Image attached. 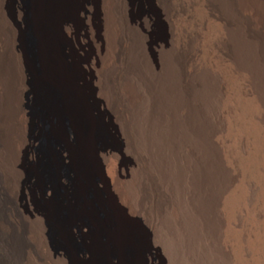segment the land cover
<instances>
[{"label": "bare ground", "instance_id": "6f19581e", "mask_svg": "<svg viewBox=\"0 0 264 264\" xmlns=\"http://www.w3.org/2000/svg\"><path fill=\"white\" fill-rule=\"evenodd\" d=\"M11 1L12 12L9 13L6 10L7 0H0V264H73L70 258L71 251L69 252L67 246L52 245L49 241L48 236L52 230L56 231L61 239L74 238L82 242L83 248L73 254L75 264H148V259L157 264L159 254L155 248L157 246L152 243L154 238L139 218L142 216L145 224L156 232L157 224L160 223L159 204L158 201L154 202L145 190L151 188H147L151 182L149 173L144 172L143 168L139 169L138 177H132V181H129L126 187H123V182L120 185L119 179L127 178L129 172L128 167L120 170L115 160L118 159V155L123 156L125 152L127 144L125 142L128 139L126 124L123 125V120L118 117L119 112L115 117L107 111V106H113L111 98H107V102L102 100L105 82L103 75L106 71H110L115 84L119 87V95L129 101L135 113L131 114L130 118H134L138 123L137 126L141 127L142 134L148 131L147 126L154 118L151 108L153 101L146 103V99H152V94L149 93L150 86L147 83L149 79L146 80L144 71H140L137 63L133 64L130 55L136 47L133 39L136 36L133 35L134 31L146 32L145 30L150 27V21L155 19L157 14L144 11L145 13L137 18H131L128 16L129 11L137 6L133 0ZM26 1L30 3L29 9L25 7ZM143 1L150 6L153 0ZM216 1L154 0V3L162 9V16L169 23L170 28L169 33L160 38L155 46L161 54L163 52L167 54L166 56L171 55L172 70L177 72V77L182 83L181 89L192 101L193 108L189 114L191 113L192 119L196 116L201 124L200 140L201 143L206 144L208 153L215 157V154H219L223 143L232 145L236 152L238 150L247 157L245 170L254 168L264 176V0H226L230 10L227 15L220 11L222 8L218 9ZM93 13L98 17L97 27L91 24ZM75 21L82 24L80 30L77 29L82 30V33L75 31ZM22 22L28 26L33 41L37 65L35 75L39 82L37 91L33 90L31 83L28 82L30 67L21 37ZM87 31L91 33L90 36L96 45V51L92 53L93 56L87 65L90 69H96V76L92 72L88 74L90 79L86 78V73L73 60L72 47L67 40L68 36H72L75 40L87 39ZM137 60H140V57ZM149 62V71H146L155 73L158 70L157 64L153 58ZM140 66L144 67L143 64ZM166 72L168 71L162 64L159 67L160 78L164 79ZM148 73L146 72V75ZM30 96H34L38 101L40 110L38 119L27 111L29 108L27 109L26 101L30 100ZM33 119L39 121L48 133L49 144L44 155H40L35 147L38 132L30 131L29 128ZM117 122L121 123L122 129ZM168 123L170 124V121ZM157 130L158 128H155V131ZM104 135L110 137L111 144L103 141ZM221 135L222 138L225 135L223 142L220 139ZM166 136L165 138L168 139ZM189 140L191 141L190 138ZM150 146L146 142L143 149L148 150ZM22 154L28 161H35V166H42L53 174V182L48 186H42L39 190L43 198L49 199L47 193L56 196L50 210L31 211L22 202L23 192L29 189L27 174L21 166ZM198 155L200 156L199 153ZM188 163L192 164L191 161ZM134 168L135 164L130 168L132 174L135 172ZM38 172L39 169L37 171L35 169L36 176ZM164 172L166 173L165 170ZM223 172L225 179L221 183L237 194L232 198L236 201L235 205H238L236 209L238 213L249 209V207L246 209V205V210H243L244 207L240 208L241 205L244 206L249 201L253 203L255 200L253 231L250 234L242 233L240 237L247 241L248 246L246 245L245 248L247 258L237 261L240 264H264V190L260 192L261 188L254 185L251 194V191H248L254 184L250 183L251 180L242 184L237 181V175L228 167H225ZM200 174L197 176L199 177ZM254 182L257 181L254 179ZM234 183L239 184L232 188ZM201 186L199 189L202 188ZM186 192L188 193V190ZM154 194L153 191V196ZM196 195L197 193L194 198ZM13 196L18 203L13 201ZM145 201H151L153 205L149 206L156 210L158 215H152V209L148 212ZM178 223L179 220L177 225ZM85 231L88 233L86 234Z\"/></svg>", "mask_w": 264, "mask_h": 264}, {"label": "rangeland", "instance_id": "374dc122", "mask_svg": "<svg viewBox=\"0 0 264 264\" xmlns=\"http://www.w3.org/2000/svg\"><path fill=\"white\" fill-rule=\"evenodd\" d=\"M133 1L135 3H137L136 4L137 6L133 10L129 11L128 16H130L131 18H137L144 11L145 12H149L150 11V12H154V13L157 14V17L155 19L152 18L153 20L150 21V27H148L145 30L146 32L134 31L133 35L134 36L136 35V36L133 39H134V42H135L134 45L136 47H134V50H133V52H131L132 54L130 55L131 58H132V61H134L133 64L137 63L138 64V67L140 68V71L141 72H143V71L145 72V73L143 72V74H145L146 80L149 79L147 81V83L150 86L149 93H150V95L152 94V97L150 96L152 99H150V100L149 99H146V103L148 104L149 102L151 103L153 101L152 102V105H151V108H152V113L154 115L153 116L154 117L153 118L154 120L151 119V123H149L148 126H147L148 131L145 132V130H144V132H145L144 134L145 135L142 134L143 132H142L141 127L140 126H137L138 123H136L134 121V118L133 119H132V117L130 118V115L131 114L134 115L135 113L133 112V109H131V106H130L129 101L126 98L124 99V97H122L121 95H119L120 94V93H118V92H120V90H118L119 87H118L117 84H115L116 82H114L115 80H114V77L112 76L111 72L110 71H108V72L106 71L104 73V75H103V81H105V82L103 84H104V88L105 89L103 88V90H104L103 91L104 97L103 98L101 97V98H102V100L104 102H107V100H106L107 98H109V99L111 98L112 101L111 100L110 101L112 102V105L113 106L112 107L107 106V111L109 113L113 114L115 117L118 115V117L121 120H123L122 123H123V125L126 124L125 125V129H126V132L128 134L127 135V138L128 139H126L127 142H125L127 144L125 146L124 155L123 156H119L118 155V159H115V160H117L116 161V164H119L117 166L120 168V170H123V168L124 169H127V167H128L127 170L129 171L128 172V175H127V178L126 177L125 178H121L122 180L119 179L120 180L119 181L120 182V185L123 182L122 183L123 184V187H126L127 183L129 181L130 182L132 181L131 180L132 177H135V176L138 177V175H140V170H142V168L144 169V172L146 171L147 173H149V179H150L151 182H150V185L148 184L149 186L147 185V188L148 187H151V188L145 189V190L151 195L150 197L152 199H154V202H157L158 201L157 203L159 204V206H158V208H159V212H158L159 215L157 214L156 210H153L151 208V206H149V205L152 204L151 201L150 202L149 201L148 202L145 201V202H146V207L148 209V212L151 211V209H152V211H153V212H151L152 215L157 214L159 216V219H160L159 222L160 223L157 224L156 232L154 230H152V228L148 224L147 225L145 224L146 222L143 220L144 218L142 216L139 217V218L142 220L144 226L149 231H151L152 237L154 238L152 240V243H153L154 246H157L155 248L158 250V253L157 254H159L158 255V259L159 260H158V263L157 264H162V263L163 264H240V263H238L239 259L242 260V259H244L247 256V254H246L247 251L245 250L246 245H247V241L244 240V239H241L240 237H241V234L242 233H244V234H250L251 231H253V228H254V216H253L254 215V205L253 204H254V201L255 200L253 201V203H250V201H249L244 206L241 205L242 207L240 206V208H243L244 207L243 210L245 209V206L246 205H247L246 206V209L248 207H249V209H247V211H241V212L238 213V211L236 210V209H238V205L237 204L235 205L236 201H233L234 200L233 198H235L237 194H235L234 190H232L230 188L224 187L222 185V183H221L222 180L225 179V177L223 175V173H224L223 170H224L225 167H228V169L230 171H232L233 173H235V175H237V179H238L237 181L242 182V184H243L244 181L247 182L248 180L249 181L251 180L250 183L251 184L254 183L248 189V191H251V194L254 191V185L257 188H261V189H259L260 192H262L264 190V176L261 175V173H259L254 168L251 169V170H249V171L245 170V164H246L245 158H247V157L242 152H240L238 150L236 152V149L235 148H232V145H228L226 143H223V145L219 149L220 150L219 151V154L218 153H217V155L215 154V157H213L211 154L208 153V149L206 147V144L204 142H203L204 144L201 143V140H200V138H202L201 137L202 136L201 124L197 120L198 118L196 116H194L193 119H192L191 113L189 114V112H191L192 111V108H193L192 101H191V99H189V98L186 97V95L183 92L184 90L181 89L182 83H181L179 77H177L178 76L177 75V72L176 71L174 72L172 70V65H173L172 62L173 61L171 62L172 58L170 60L171 55L168 54V56H166L167 54L166 53H163V52L161 54V52L155 46V43L160 38H162L166 33H169V29H170L169 26H168L169 23L166 21V19L163 18V16H162V13L163 12H161L162 9L154 3V0L152 1V5H150V6L144 4V1L143 0H133ZM138 1L139 2L142 1V3H139ZM6 3H7L6 4V10H7V12L11 13L12 12V1L11 0H9V1L7 0ZM216 5H217V7H218L219 10L222 8L220 11L223 14L227 15L229 13L230 10H229V7H228V2L226 0H217L216 1ZM25 7L27 9H29V7H30L29 1H26L25 2ZM92 19L93 20H91V24H93V25L95 24V27H97L98 26V17H97V14L96 13H93ZM21 24H22L21 25V37L23 39V43H24V47H25V54H26V58H27V63L29 65V67H30V73H29V76L30 77L28 79V82L31 83V86H32L33 90L37 91L38 88H39V82L37 81V78H36V75H35V73H36V66L37 65H36L35 58H34V50H33V45H32L33 44V41H32V37H31V35L29 33L28 26L26 25V23L25 22H22ZM81 25L82 24H80V22L75 21L74 27L76 26L75 27V31L76 32H78L80 30ZM93 25H92V28L94 27ZM78 28H79V30H77ZM79 32L82 33V30L79 31ZM143 33H145L147 37L145 36V34L143 35ZM87 34H86L87 39H83V40H81V39L78 40L77 39L78 40L77 41L72 36H68V39L67 40H68L69 44L72 47L71 48V51H72L73 56H74L73 60L81 68V70H83L86 73V78L87 79H90L88 77V74L90 75L91 72L93 73V75L96 76V69L95 68L90 69L89 66H87L88 63H89V61L91 60V58L93 56L92 53L96 51V45L94 44L95 42H94L93 38L90 36L91 33L87 31ZM139 40L142 41V42H140ZM139 47H140V50H139ZM141 51L144 52V53H142ZM137 54L139 56H137ZM135 55L138 58L135 57ZM132 56L135 59H133ZM139 57H140V60H137V59H139ZM151 58H153V60L155 61V64H157V69L158 70H156L155 73H150V72L148 73V71H149V67L148 66L150 65V62L149 61H150ZM160 63L164 64V68L166 69V71H168V72H166L167 75L164 77V79H163V77L160 78L159 67L162 65ZM142 64H143L144 67L140 66ZM141 68H144L145 70L144 69L142 70ZM146 70H148V71H146ZM146 72L148 73L147 75H146ZM154 76H156V77H154ZM175 77H176V79H175ZM163 82H165L166 84L163 83ZM157 83H159V84L157 85ZM162 83H163V85H162ZM165 87H166V89H165ZM114 88H116V90ZM115 91H116V93H115ZM152 91H154V92L152 93ZM178 91H180V93ZM109 93H113L114 95L113 94H109ZM110 95L113 96V97H111ZM158 95H159V97H158ZM160 97H162L163 99L161 98L162 99L161 100ZM114 98H116V99H114ZM157 98L159 100H161V101L160 102H159V100L157 101ZM29 99H30L29 101L28 100L26 101L27 109L29 108L27 111L30 112L35 118L38 119V115H40L38 101H37V99H35L34 96H30ZM113 100L115 102H113ZM187 102L188 103H191V104H188ZM146 103H145V105H146ZM153 104H155L158 107H156L155 105L153 106ZM118 108H121V110L118 109ZM128 108H129V110H128ZM145 108L147 109V105L145 106ZM112 109H114V111ZM146 109H145V111H147ZM33 110H34V112H33ZM164 113H165V115H164ZM186 114H187V116H186ZM166 116H167V119L168 120L166 119ZM168 116H169V118H168ZM175 118H177V119H175ZM173 119H175L176 121L173 120ZM178 119H179V121H177ZM130 120H132L133 122L130 121ZM168 121H170V124L168 123ZM193 123L196 125V127H195V125ZM117 125L121 128V123L117 122ZM193 125H194V127H193ZM129 126H130V128H129ZM135 126L138 127V128L136 129ZM171 126H172V128H171ZM29 128H30V131L33 130V131H36V133L38 132L37 133L38 134V141L36 142L35 147H36L38 153H40V155H44L45 152H46V150H47L48 144H49V141H48V133H46V130L43 129V127L39 123V121H36L34 119H33V122L30 123V127ZM155 128H158V130L155 131ZM127 129H129L130 131L127 130ZM164 129H165V131H164ZM172 129L174 130V132H173ZM199 129L201 131H199ZM176 130H177V132H176ZM136 131H138V132H136ZM196 131H199V132H196ZM131 132H132V134H131ZM174 133H175V135H172ZM197 134H198V136H197ZM137 135L140 137L139 140H138L139 137ZM154 135L156 136L155 138H154ZM193 135H196L197 137L196 136L193 137ZM165 136L168 139H166ZM224 136L225 135H223V138H224ZM169 137H171V138H169ZM132 138H134V139H132ZM189 138L191 139V141L189 140ZM223 138H222V135H221L220 136L221 142H223V140H224ZM102 139H103L104 142H110V144L112 143L110 137L107 136V135H104L102 137ZM146 142H147V144L151 145L148 150L143 149L144 148L143 146H146ZM185 142H188V143H185ZM159 143H161V144L159 145ZM186 144H188V145H186ZM191 145H193L194 147L191 148L192 147ZM227 146L230 147V148H228ZM133 147H134V149H131ZM185 148H186V150H185ZM189 148H191V149H189ZM151 149H152V151H150ZM229 149H231V150L228 151ZM139 150H141L142 152L139 151ZM202 150L204 152H202ZM167 152H168V154H167ZM195 152H197V153H195ZM198 153L200 154V156L198 155ZM147 154L150 155V156H148ZM191 154H192V156L190 157ZM146 155H147V157H146ZM153 155H154V159H153ZM206 155L207 156L210 155L209 156L210 158L207 157ZM21 156H22L21 159H20L21 160V166L24 168V171L27 174V178H28L27 181H28V188H29V189H27V190H25L23 192L22 202L24 203L25 207L28 210H31V211H35V210H40V211L41 210H45V211L46 210H50L51 206L55 202L56 196L53 197L51 194L47 193V195H49V199H46L45 197L43 198L39 194V190H40V188L42 186H48L49 183L53 182V178H54L53 177V174L51 172H49L48 170L44 169L42 166H40V167L35 166V161H32V160L28 161L26 159V157H25L24 154H22ZM159 156H161V157H159ZM164 156H166V157L164 158ZM175 156H177V157H175ZM193 156L194 157L196 156V157L194 158ZM236 156H238V157L235 158ZM137 157H138V159H137ZM149 157L150 158L152 157V158L150 159ZM173 157H175V158H173ZM197 157H198V159H197ZM158 158H159V160H158ZM142 159H143V161L146 160L143 163L144 165L142 164V162H143ZM189 159L192 162V164L191 163H188V162H190ZM206 159H208L209 161L206 160ZM221 159H223V160L225 159V160L223 161ZM115 160H114V163H115ZM155 161H156V163H154ZM232 161H233V163H232ZM117 162H119V163H117ZM145 162H146V164H145ZM222 163H224V164H222ZM133 164H135V168H134L135 169L134 170L135 172H134V174H132V172H130L132 170L130 168L133 167ZM140 164H141V166H140ZM137 166H138V168H137ZM144 166H145V168H144ZM150 166H151V168H150ZM239 166L242 167V168H240ZM168 167H170V169H168ZM207 168H209L210 170L209 169L207 170ZM238 168H240V169H238ZM35 169H36V171H37V169H39V172H38V175L37 176L35 174ZM204 169L206 171H204ZM65 170H68V169L65 168ZM164 170L166 171V173L167 172L168 173L166 174L164 172ZM136 171L138 172V174H137ZM199 171H201L200 173H202V174L198 173ZM255 171H256V173H254ZM161 173H163V174H161ZM160 174H161V176H160ZM198 174H200L199 177L200 176L202 177V175H203V177L202 178L201 177L199 178L197 176ZM243 174L246 175L247 177L246 178L243 177L244 176ZM256 174H258V175H256ZM174 175H176V176H174ZM188 175H190V176H188ZM181 176H183V177L181 178ZM164 178H166V179H164ZM109 179H110V177H109ZM199 179H201V180H199ZM203 179H205V180H203ZM254 179L257 181L256 183L254 182ZM202 180H203L204 183L202 182ZM208 180H210V181H208ZM258 181L259 182H262L263 181V182L262 183H259ZM160 183H162V184H160ZM198 183H200V184H198ZM257 183H258V185H256ZM238 184L239 183H234V185H233L232 188L237 187L236 185H238ZM164 185H166V186H164ZM178 186H180V187L178 188ZM200 186L202 187L201 189H199ZM191 188L193 189V191H192ZM186 189L188 190V193L186 192L187 191ZM223 190H225V191H223ZM153 191L156 194V195L154 194V196H153ZM179 191H180V193H179ZM200 191H202V192H200ZM256 191H257V189H256ZM157 192H159V193H157ZM193 192H194V194H193ZM170 193H172V194H170ZM173 193H175V194L173 195ZM196 193H197V195L194 198V195ZM225 193H227V194H225ZM203 194L206 195V196H204ZM207 194H209V195H207ZM222 194H224V195H222ZM255 194H256V196L259 197V194L257 192H255ZM13 197H14L13 198V201L15 203H18V201L15 198V196H13ZM172 197H174L175 199L172 198ZM215 197H216V199L214 200ZM225 197H227V198H225ZM228 197L231 198L232 200L229 199ZM209 198H211V200L213 201L212 203H211V200ZM173 199L175 201L176 200H178V201L175 202ZM239 199H240V197H239ZM163 200H165V201H163ZM195 200L198 201L199 203L198 202L196 203ZM232 201H233V206H232ZM176 203H177V206H176ZM189 203H192V204H189ZM234 205H235L236 208H234ZM169 206L171 207V209H170ZM217 206H218V208H217ZM209 207H211V209ZM202 208H204V209H202ZM166 209H168L167 212H166ZM174 210H176L178 212H175ZM185 210H186L187 213H185ZM218 210H219V212H218ZM197 211H198V213H197ZM235 211L237 212V214H236ZM214 212H216V213H214ZM217 212L219 214H217ZM244 212L247 213V214H249V212H251L252 214L247 215ZM160 213H161V216H160ZM243 213H244V215H243ZM186 214H188V216ZM214 214H216V215H214ZM182 216H184V218ZM180 218H182V220H180ZM178 220H179V223L177 225ZM214 221H216V222L214 223ZM167 222H169V223H167ZM172 222H174V223H172ZM181 222H182V224H181ZM207 222H208V224H207ZM198 223H199V225H198ZM209 223L210 224L213 223L214 225L212 224V226H210ZM131 224H133V223L131 222ZM186 224H188V225H186ZM204 224H207V225H204ZM158 225H159V227H158ZM194 225H195V227H194ZM183 227H185V229ZM195 228H196V230H195ZM200 228H202V229H200ZM243 231H246V232H243ZM85 233L87 234L88 232L85 231ZM198 234H200V235H198ZM158 237H160V239ZM48 238H49V241L51 242L52 245H60L61 244V245L67 246L69 252L71 251L70 252V258L73 261L72 263L75 264L74 263L75 262L74 261L75 260V257H74L73 254L76 251H79L80 249L83 248L82 247L83 244H82V242L80 240L74 239V238H70V239L69 238H65L66 240L65 239H61L58 236V234L56 233V231H53V230L49 233ZM155 240H156L157 243L155 242ZM162 242H163V244H162ZM194 244H196V245H194ZM184 248H185V250H183ZM191 249H193V250H191ZM235 250H237V251H235ZM148 264H156V263L151 262L148 259Z\"/></svg>", "mask_w": 264, "mask_h": 264}]
</instances>
